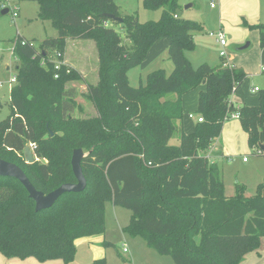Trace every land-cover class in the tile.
I'll return each mask as SVG.
<instances>
[{
	"label": "trees",
	"instance_id": "1",
	"mask_svg": "<svg viewBox=\"0 0 264 264\" xmlns=\"http://www.w3.org/2000/svg\"><path fill=\"white\" fill-rule=\"evenodd\" d=\"M31 1L38 4L37 18L50 21L58 35L38 46L19 34L14 40L17 74L10 90L11 114L0 121V159L18 164L36 189L48 193L76 182L72 152L88 145L81 161L87 185L36 211L18 180L0 177V254L69 264L77 238L104 233L107 199L131 210L129 233L143 235L175 264H240L258 249L264 238V183L253 197L226 196L217 164L201 152L220 136L232 113L239 114L252 149L263 143L264 90L259 91L257 106H236L231 95L247 76L241 68L191 65L184 50L194 47L192 31L199 24L180 18V0H141L147 9H161L158 20L145 22L137 14L123 13L117 0ZM115 24L121 25L130 45ZM257 27L264 47V25ZM162 38L169 42L171 73L156 69L147 73L145 87L131 86L128 69L139 65ZM70 39H92L100 53L99 81L87 85L98 106L96 119L72 114L77 98L74 86L66 84L78 74L63 66L55 78L57 71L49 61L51 51L63 49ZM199 85H205L197 106L203 121L186 133L182 95ZM171 93L176 97L168 100ZM176 131L179 144H170ZM26 145H34V157L44 161L22 165L17 157H7L6 150L23 152ZM91 264L106 263L100 258Z\"/></svg>",
	"mask_w": 264,
	"mask_h": 264
},
{
	"label": "rangeland",
	"instance_id": "2",
	"mask_svg": "<svg viewBox=\"0 0 264 264\" xmlns=\"http://www.w3.org/2000/svg\"><path fill=\"white\" fill-rule=\"evenodd\" d=\"M4 0H0V3ZM212 0H180L179 16L183 19L196 21L199 28L192 31L194 47L186 48L184 54L193 67L206 63L216 67L223 62L241 68L246 74L243 83L231 95L234 104L257 106L259 91L251 89L259 87L264 90V47L260 46V30L258 25H264V0H214L215 8L210 7ZM12 6L18 9V16L12 19L10 12L1 13L0 9V121H5L11 114L10 90L14 85L11 81L17 74V59L12 55V47L17 34L25 39H33L38 46L47 37H56L57 30L48 20L37 18L38 4L31 0H10ZM123 13L137 14L140 22L158 20L161 9H147L141 0H117ZM188 5V7H186ZM123 39L130 45L121 25H112ZM222 31L226 37V46L221 47L210 32ZM248 43L246 48H242ZM63 61L75 71L69 79L66 88L74 86L77 103L72 114L78 118H97L99 110L97 104L88 95L87 85L99 81L100 53L96 42L92 39H70L63 49ZM225 51V56H220ZM146 61V60H145ZM144 61V63H145ZM143 63V64H144ZM142 64V65H143ZM167 64L173 66L167 52L158 57L147 67L136 65L127 71L129 83L133 87H145L147 73L156 69L167 70ZM173 68V67H172ZM201 90L198 86L189 91L186 112L197 116L195 95ZM188 93V92H187ZM175 93L168 94L172 100ZM189 118H184L187 123ZM196 122L195 118L190 119ZM116 125L118 123H115ZM179 131L170 139V144H179ZM92 145V144H89ZM86 152L88 145L82 147ZM259 148H251L247 135L241 127L239 118L229 116L225 119L221 134L213 145L201 154L208 157L211 163H216L223 180L224 194L233 196L243 193L246 197H253L258 187L264 183V154H259ZM7 157H17L16 161L25 162L24 153H14L6 150ZM71 153L69 154L70 158ZM245 158V160H243ZM39 161H44L37 159ZM92 178L93 174L89 173ZM150 189L147 190V192ZM131 210L116 206L111 200L104 202L105 231L102 234L90 237H80L74 241L76 254L69 264H91L95 259L104 258L106 264H175L168 254H161L148 245L146 238L133 235L127 231L131 219ZM109 242V245H104ZM127 252H123V248ZM38 262L36 259H28ZM11 258L0 254V264H13ZM48 264H65L62 260H53ZM242 262V263H241ZM241 264H264V238L260 247L247 253ZM40 263V262H38Z\"/></svg>",
	"mask_w": 264,
	"mask_h": 264
},
{
	"label": "water",
	"instance_id": "3",
	"mask_svg": "<svg viewBox=\"0 0 264 264\" xmlns=\"http://www.w3.org/2000/svg\"><path fill=\"white\" fill-rule=\"evenodd\" d=\"M186 7H188V5ZM7 12V8L1 9L2 14H6ZM106 17L111 20H118L122 22L121 18L116 17L111 13H107ZM247 46L248 43L242 48H246ZM258 148L264 154V142L259 144ZM23 153L26 163L32 164L36 161L29 145L24 147ZM84 156H86V153L82 148H75L72 152L70 163L76 182H65L48 193H44L43 191L36 189L24 170L14 162L0 159V177H10L18 180L28 192L29 197L34 201L35 210L41 211L43 209L50 208L63 194L69 192L79 193L86 188L87 180L81 166V161Z\"/></svg>",
	"mask_w": 264,
	"mask_h": 264
},
{
	"label": "crops",
	"instance_id": "4",
	"mask_svg": "<svg viewBox=\"0 0 264 264\" xmlns=\"http://www.w3.org/2000/svg\"><path fill=\"white\" fill-rule=\"evenodd\" d=\"M121 10V9H120ZM168 45H169V42L167 39L165 38H162V39H159L157 41H155L151 47L149 48L148 52H147V55L145 57V59L140 63V65H142L145 61V63L142 65V68L143 67H147L148 65L152 64L158 57H160L162 54H164L165 52H167V48H168ZM225 62H223L222 64L224 65ZM228 64V63H227ZM229 65V64H228ZM231 66V65H230ZM173 66L170 67V64H167V70H169V68H171V70L173 69L172 68ZM235 67V66H234ZM165 70V69H164ZM128 79H129V76H128ZM201 87V90H204L205 88V85H199ZM253 89V88H252ZM251 89V91H252ZM195 90V89H194ZM200 90V91H201ZM261 89L259 88V91ZM200 91L198 92V94L195 95V99L197 100V103H196V110H197V106H198V96H199V93ZM254 92V91H252ZM188 93H185L182 95V107L184 108V105L187 103V100H188ZM176 97V94L173 96L172 100ZM232 100V99H231ZM233 102V100H232ZM234 103V102H233ZM184 110V109H183ZM192 111H188L186 112L184 110V117H183V120L184 118H189L188 117V113H190ZM197 114V113H195ZM195 124L196 122H192L190 121V118L189 120L187 121V123H185V121H182V125H183V129L186 133H190L194 130V127H195ZM247 135V134H246ZM215 142V141H214ZM213 142V143H214ZM213 145V144H212ZM244 160V158H243ZM123 250V249H122ZM2 255V254H1ZM247 255V254H246ZM245 255V256H246ZM36 259L38 262H35L34 260H28V259ZM12 260H14L15 262H13V264H48V263H51L50 261H53V260H60V259H53V260H46V261H39L37 258L33 257V256H30V257H27L25 259H18V258H11ZM242 263V262H241ZM240 263V264H241Z\"/></svg>",
	"mask_w": 264,
	"mask_h": 264
},
{
	"label": "built area",
	"instance_id": "5",
	"mask_svg": "<svg viewBox=\"0 0 264 264\" xmlns=\"http://www.w3.org/2000/svg\"><path fill=\"white\" fill-rule=\"evenodd\" d=\"M210 7L211 8H215L216 7V3L214 2V0H212L210 2ZM0 8L1 9L7 8L8 12H10L11 15H12L13 21L18 16V9H17L16 6H12L11 5L10 0H4L3 2H1L0 3ZM209 35L212 36V37H215L216 41L219 43V45L221 47H225L226 46V43H227L226 42V37H225V34L222 31H218L217 33L210 32ZM25 43H26V41L22 40V44H25ZM30 43H31V45H35L34 42H30ZM13 48H14V44H13V47H12V55H13ZM219 54H220L221 57H224L225 56V51H220ZM49 61H50L51 64H53L54 69L57 71L56 74H55V78H58V71H60L63 66H67L66 63L63 61L62 52L60 50H58V49H53L51 51L50 55H49ZM41 64L45 65L46 61L42 60ZM263 70H264V68L262 67V71ZM68 71H69V69H67V72ZM11 81H13L15 83L16 75L14 76V78L11 79ZM252 91H254V92L259 91V87H254L252 89ZM231 116H235V117L239 118V114L238 113H232ZM188 117L190 119H194L195 118V121H198V122H202L203 121V117L201 115L195 116L191 112L188 113ZM30 147H34V145H31ZM244 160H245V158H244ZM123 252H127V249L125 247L123 248Z\"/></svg>",
	"mask_w": 264,
	"mask_h": 264
}]
</instances>
